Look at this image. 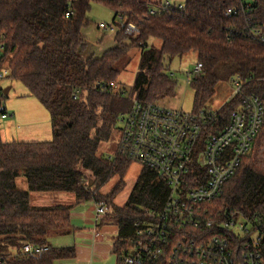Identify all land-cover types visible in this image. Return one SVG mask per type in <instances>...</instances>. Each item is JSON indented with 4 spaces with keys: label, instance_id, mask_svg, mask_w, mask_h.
<instances>
[{
    "label": "trees",
    "instance_id": "trees-1",
    "mask_svg": "<svg viewBox=\"0 0 264 264\" xmlns=\"http://www.w3.org/2000/svg\"><path fill=\"white\" fill-rule=\"evenodd\" d=\"M94 3L110 9L115 20L121 16L126 24H135L139 35L132 38L120 29L113 48L101 56L89 53L82 31ZM229 9L237 13L228 16ZM256 32L264 36V0H185L181 7L153 0H0V36L5 37L11 79L48 111L53 137L50 142L11 143L0 138V264H58L76 256L75 247H55L50 241L53 235L72 233L74 206L34 207L32 192L71 194L75 205L106 202L108 221L117 226L112 252L116 264H123L133 246L134 223L145 208L160 210L170 190L143 167L127 203H113L133 163L118 150L113 157L99 155L101 145L118 131L119 117L131 108L124 110V93L114 91L117 63L139 49L131 94L162 104L177 90L176 80L166 73V60L195 52L203 69L189 83L194 112L208 110L216 84L224 78L240 77L245 92L264 103V44L255 39ZM151 39L161 41V47L149 46ZM238 106L236 99L220 108V129ZM21 178L27 190L19 188ZM112 180L117 184L109 202L100 190ZM210 209L239 212L264 227V123L251 152ZM25 244L48 250L33 259L21 253Z\"/></svg>",
    "mask_w": 264,
    "mask_h": 264
},
{
    "label": "built area",
    "instance_id": "built-area-1",
    "mask_svg": "<svg viewBox=\"0 0 264 264\" xmlns=\"http://www.w3.org/2000/svg\"><path fill=\"white\" fill-rule=\"evenodd\" d=\"M236 13L227 11L228 16ZM117 21L100 23L99 28L139 35L135 24H126L121 16ZM254 37L264 44L260 32ZM4 39L0 36V120L13 117L2 86L11 79ZM202 69L197 63L190 79ZM230 82L234 90L228 101L237 99L239 106L221 129L220 108L185 112L133 99L130 110L119 117L118 153L153 171L170 190L160 210L145 208L134 223L133 246L123 264H264V227L239 212L210 209L251 152L264 123L260 97L246 93L240 77ZM110 212L106 202L95 203L96 237L105 238L98 227L109 223ZM47 250L25 244L21 253L34 259Z\"/></svg>",
    "mask_w": 264,
    "mask_h": 264
},
{
    "label": "rangeland",
    "instance_id": "rangeland-1",
    "mask_svg": "<svg viewBox=\"0 0 264 264\" xmlns=\"http://www.w3.org/2000/svg\"><path fill=\"white\" fill-rule=\"evenodd\" d=\"M153 2H160L163 5L170 4L171 6H183L185 0H153ZM90 23L86 26L82 33L89 43V53L95 56H101L104 52L110 50L115 45V35L119 31L116 29L113 33H106L99 28L100 23L113 25L115 20L114 13L102 6L101 4H92V9L89 13ZM154 45L157 48L161 47V41L151 39L149 46ZM139 49L132 50L127 57L117 63L116 68L119 71L117 82L115 84V92L124 93V110L131 106L134 99L131 94V88L135 82L136 74L139 69V62L141 57ZM198 63L195 52H190L182 57H175L172 61L165 62L167 66L166 73L173 75L177 82L176 95L173 98H166L163 105L168 108L183 110L185 112L194 111L195 93L189 84L191 73L194 71ZM6 90L10 88L5 106L7 110L13 114V117L4 118L0 120V135L3 143L11 142H50L52 140L51 131V117L48 111L42 104L33 96H30L27 88L20 82L12 79H7L2 83ZM233 86L230 80L225 78L220 80L215 87V93L207 104L209 110L215 111L221 108L233 94ZM125 111L123 114H126ZM119 131H115L111 139L101 145L99 155L106 157L115 156L118 150ZM143 166L139 163L133 162L125 178L123 191L114 199L115 206H124L133 190L135 182L137 181ZM92 177H89V180ZM18 186L20 189L27 190V185L24 179H18ZM117 184V180L110 181L107 185L101 188L100 193L107 201L110 200L107 196L110 191ZM31 205L34 207H48L57 204H68L64 198L71 197L70 194L61 193H30ZM61 195V196H60ZM60 197V198H58ZM112 226L107 229V242L111 245L117 237V226L113 221ZM50 241L55 247H75L76 242L73 236L59 237L53 235ZM74 259V258H73ZM62 260L58 264H72V260ZM116 256L113 254L111 260L105 264H114ZM72 262V263H71ZM93 264H104L95 262Z\"/></svg>",
    "mask_w": 264,
    "mask_h": 264
},
{
    "label": "crops",
    "instance_id": "crops-1",
    "mask_svg": "<svg viewBox=\"0 0 264 264\" xmlns=\"http://www.w3.org/2000/svg\"><path fill=\"white\" fill-rule=\"evenodd\" d=\"M61 198H64L65 201L68 202V204L65 205L74 206L71 210L72 233L68 236L74 237V240L76 242V256L72 260L73 263H71L93 264L95 262H98L105 264L110 262L111 256L113 255V245H110L107 242L106 231L112 226V222L98 227V230L105 234V238L96 237L94 234V230L96 227L95 202L90 201L75 205V198L73 195H71V197ZM114 264H116V262H114Z\"/></svg>",
    "mask_w": 264,
    "mask_h": 264
},
{
    "label": "water",
    "instance_id": "water-1",
    "mask_svg": "<svg viewBox=\"0 0 264 264\" xmlns=\"http://www.w3.org/2000/svg\"><path fill=\"white\" fill-rule=\"evenodd\" d=\"M9 91H10V88L6 89V90H5V95H7V96H8V94H9Z\"/></svg>",
    "mask_w": 264,
    "mask_h": 264
}]
</instances>
